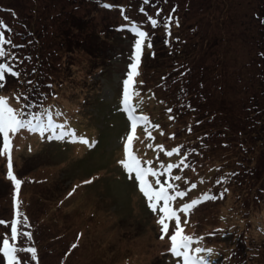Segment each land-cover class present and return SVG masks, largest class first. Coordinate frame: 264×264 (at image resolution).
Returning <instances> with one entry per match:
<instances>
[{
    "label": "rangeland",
    "instance_id": "1",
    "mask_svg": "<svg viewBox=\"0 0 264 264\" xmlns=\"http://www.w3.org/2000/svg\"><path fill=\"white\" fill-rule=\"evenodd\" d=\"M213 3L219 4L216 16L207 12L203 0H140L134 9L140 12L136 28L146 30L148 36L142 50L139 74L134 77L132 86L138 95L132 97L131 103L139 115L149 118L147 127L152 136L146 135L145 125L142 124L137 129L132 149L141 160H153L152 167H159L161 162L165 166L178 163L181 156L188 153L186 162L190 167L183 171L172 169V175L181 176V180L171 182L179 186L178 190L187 192L185 197L176 198L174 206L188 203L205 192L215 197L195 205L187 215L189 222L184 226V233L203 237L200 242L193 240V248L215 249L219 256L212 255V264H223V260L235 264L234 255L226 253L225 247L251 243L257 246L258 252L262 251L258 261L253 262V257L246 252V255L239 252L235 261L243 259L247 264H264V234L261 233L264 229V200L257 202L258 205L249 204L248 201L240 205L246 193L237 199L235 194L239 189L231 186L230 177L219 174L211 176L210 166L200 163L197 157L199 152L191 150L194 148L187 145L183 136L179 137L183 126L177 124L173 113L178 110L169 107V99H172L174 91L167 82L173 73L166 74V78L162 79L165 71H160L170 65L168 54L158 43L155 44L154 54H148L147 42L155 37L156 32L153 27L148 29L145 22H150L149 16L157 20L159 12L165 15L171 13L173 18L177 16L182 25L175 35L188 41L204 40L206 31L211 38H216L212 33L216 36L227 31L225 37L233 36L238 40L244 28L249 26L254 27L253 31L257 33V23L252 15L253 12L262 14L260 8L263 0H215ZM99 8L92 4V0H85L84 4L82 0H0V20L4 22L0 24V33L3 34L0 49L5 52L0 57V63L9 64L14 70L21 65L34 67L39 63L38 69L31 71L36 74L29 76L32 82L35 80L36 89L25 91L27 87H20L23 89V99L35 91L34 103L39 106L30 109L28 104L24 110L21 109L14 95L20 92L11 91L19 87V78L8 73L4 86L0 88V96L9 97V104L13 108H20L25 119L31 120L33 116L39 117L42 112H49L55 124L64 126L63 129H49L43 134L27 128L15 135L10 133L12 171L21 185L17 193L15 185L6 176V155H0V219L9 222L13 219V197L16 195L24 211L19 212L27 216V224H24L21 216L18 231L29 230L32 239L29 241L27 237L18 235L17 240L12 242L9 223L8 226L0 225V246L5 234L9 236L10 243H15L17 247L34 246L39 264H177L178 260L183 264L182 258L168 252L170 240L167 235L165 239H160V226L157 224L159 212L153 213L139 190L138 182L129 178L118 163L124 159L122 144L126 133L130 132V121L121 111L125 107L122 103V82L132 62L137 36L132 30L131 16L124 14L128 18L131 36L115 34V39L98 43L97 40L101 38L97 32L103 36V24L107 23V19H116L115 15ZM204 12H207L206 16ZM73 17L87 20L83 26L87 37L78 33L79 37H86V45L95 44L109 50L105 61H101L103 56L99 57L100 60L93 59L94 54L84 50L79 45L81 42L67 39L65 35H71ZM242 23L246 25L241 27ZM252 27L248 29L252 31ZM210 28H213L212 31ZM9 40L11 43H7ZM240 45L245 47V43ZM205 49L203 54L206 53ZM240 52L245 55L248 49H240ZM169 108L172 110L170 113L166 111ZM170 116L174 119H170ZM39 119L46 127L47 116ZM64 129L67 137H63ZM170 134H175V137L172 138ZM192 135L188 137H194ZM80 136L86 137L90 144L80 142ZM150 144L153 147L149 148ZM157 144L163 145V150L155 149ZM175 146H182L181 151L171 157L166 156L165 151ZM221 177L224 179L217 184L216 180ZM148 179L155 187V178L149 176ZM191 183L196 184V188L189 190ZM69 192L72 194L69 195ZM219 214L224 216L221 218L224 220L217 219ZM181 219L183 222L184 214H181ZM232 223L239 230L225 228L226 224ZM250 224L263 229L260 233H247L245 227ZM242 228L244 231L239 234ZM209 232L220 235L224 241L216 238L212 239L214 241L208 240L205 236ZM73 243L77 244L74 249L71 248ZM65 252L68 254L65 255ZM203 254L207 256V253L199 255ZM18 256L22 262L27 260L28 264H35L30 260L29 253L20 252ZM0 264H4L2 259Z\"/></svg>",
    "mask_w": 264,
    "mask_h": 264
},
{
    "label": "trees",
    "instance_id": "2",
    "mask_svg": "<svg viewBox=\"0 0 264 264\" xmlns=\"http://www.w3.org/2000/svg\"><path fill=\"white\" fill-rule=\"evenodd\" d=\"M139 1L92 0V4L97 5L100 7L99 9L108 14L115 15L116 18L107 19L108 24H103V36L97 32V36L101 38V40L99 39L100 42L97 40L98 43L115 39V34L117 36H131L129 33L131 29L129 30L124 14L131 16L132 26L136 27L139 24L137 16L140 12L138 10L134 11V9ZM203 1L206 3L205 8H208L207 12H211V16L213 14L216 16L215 13L219 4H214L215 0L210 1L211 3L209 0ZM84 3L85 0H82V4ZM109 4L111 7L106 6ZM224 6H227V4H224ZM149 8H153L151 4H149ZM260 9L262 14L253 12L252 15L257 23V33L255 34L253 31L254 27L251 26L252 31L248 29L251 28L250 26L246 27L238 40L233 36L225 37L227 31L224 34H216V36L212 33V36L216 38H211L206 31L202 41L182 39L179 35H175V31L182 24L178 21L177 16L173 18L171 13L165 15L159 12L157 15L158 23L155 27L151 26L150 22H145L148 29L153 27L156 32L155 37L150 40L151 47L148 54H154L155 44L158 43L159 46L164 47V51L168 54L167 59L170 60V65L160 71H165L162 79L166 78V74L173 73V75H169L170 79L167 82L168 86H171L174 91L171 95L172 99H169V107L178 110L173 113L177 118V124L183 126L182 131L179 130V137L183 136L187 145L194 148L191 150L199 152L200 156L197 155V157L200 158V163L210 166L209 173L211 176L219 174L220 176L227 175L230 177L231 186L235 187V190L239 189L235 194L237 199L245 196L246 193L240 205L246 201L250 202L249 204L258 205L257 202L260 203L264 200V0ZM207 12H204L203 15L206 16ZM174 14L176 15L175 12ZM169 16L172 17L171 20L167 19ZM76 19L72 18L70 23L71 35L66 34L67 39L81 42L79 45L84 50H90V54H94L93 59L100 60L99 57L103 56L101 61H105L109 50L95 44L86 45L87 36L83 26L87 20ZM165 25H167V28ZM178 25L180 26L178 27ZM245 25L242 23L241 27ZM210 29L212 31L213 28ZM79 32L80 35L86 37H79ZM231 34L235 35V32ZM109 35L110 38L107 39ZM233 42H235L234 45ZM241 43H245V47L241 46ZM205 47L206 53L203 54L202 51ZM240 49L242 51L248 49V52L242 55ZM186 50H188L187 53H185ZM177 56L179 57L177 58ZM38 64L34 67H26L25 65L15 67L21 75L19 77V87L11 90L13 93H17V91L22 93L23 89H20L22 86L27 87L24 89L25 91L29 88L36 89L34 86L35 80L31 85L27 81H32L29 76L36 74H32L31 71L33 68L38 69ZM28 65L31 64L28 63ZM257 66H261V68ZM256 70H261V72H256ZM34 94L35 91L28 94L26 99H23V96L21 97L19 105L22 110L28 104H30V109L38 108L39 104L34 103L36 100L33 97ZM50 98L51 96H49ZM48 113L42 112L39 118L43 115L47 116ZM141 125L140 123L137 129ZM189 127L191 131L188 130ZM136 130L134 138L138 133V130ZM62 133L63 137L68 136L66 129ZM189 135L194 137H188ZM0 141L2 142L1 137ZM133 143L135 144V142ZM198 177L202 180L200 176ZM175 204L173 203V207H175ZM18 210L24 212L22 202L18 203ZM223 217L219 214L217 219L222 221L224 220L221 219ZM252 224L245 227L247 233L251 231L260 233V230L263 229L259 225L254 226ZM225 228L239 230L235 223L226 224ZM243 231L242 228L239 234ZM210 233H207L205 238H208V240L216 238L218 241H224L220 235H209ZM261 233L264 234V229ZM208 246L213 247L212 244H208ZM225 248L226 253L234 255L235 264H247L243 259L235 261L238 260L239 252H243L245 255L247 253L250 257H253V262L258 261L262 255V251L258 252L257 246L255 247L251 243L246 246L234 244ZM214 250L211 256H219ZM64 254L66 255L68 252ZM223 264H231V261L223 260Z\"/></svg>",
    "mask_w": 264,
    "mask_h": 264
},
{
    "label": "snow or ice",
    "instance_id": "3",
    "mask_svg": "<svg viewBox=\"0 0 264 264\" xmlns=\"http://www.w3.org/2000/svg\"><path fill=\"white\" fill-rule=\"evenodd\" d=\"M106 6L111 7L110 4ZM141 11H143V9H141ZM125 19L128 18L125 16ZM167 19L171 20L172 17L169 16ZM148 20L150 21L153 27H155L158 23V21L152 16H149ZM3 23L4 22L0 20V24ZM4 26L7 27V25ZM165 27L167 28V25H165ZM132 30L136 33L137 38L134 43V51L131 55L132 62L128 65L129 71L126 74V78L122 82V103L124 104L125 111L128 114V119L130 121L132 131L127 134L123 145L124 159L119 160L118 163L122 165L126 173L129 174V178H134L135 181L138 182L139 190L143 193L144 197H146L148 207L153 211V213H157V211L159 212L157 224L160 226V239H165V236L167 235V238L170 240V247L168 248V252H170L174 257L182 258L183 264H212L211 254L213 253V249L208 247L193 248V240L195 239L197 242H200L203 240V237H193L192 235L185 234L184 226L188 224L189 221L187 219V215L195 205L201 203L203 200L215 199V197L210 196L208 192H205L201 195V197L194 198L188 203H182L179 205V207H173V202L176 200V198L185 197L187 195V192L178 190L179 186L171 182L173 180H181V176L172 175V169L179 168L181 171H183L184 168H189L190 165L186 162L188 153L185 152L183 156H181L178 163H168L165 166L161 162L159 167H152L153 160H141V158L138 157L132 149L135 130L137 128L138 123L145 125L144 130L147 136H152L151 132L148 131L147 127L150 124L149 118L144 115H135V109L133 108L131 103L132 97L138 95L136 91L132 88V86L135 83L134 77L139 74V65L141 61L142 50L148 33L136 27H133ZM0 42H3L2 33H0ZM7 43H11V40L7 41ZM147 46L149 48L151 47V41L147 42ZM4 55L5 52L0 49V57H3ZM33 71H35V69H33ZM6 73L11 74L13 77L16 78H19L21 75L19 71L14 70L13 67H11L9 64L0 63V88L4 86ZM27 83L31 85L32 81H27ZM140 83L142 84L143 81H140ZM14 95L15 99L19 101L23 96V93ZM166 111L170 113L172 110L169 108L166 109ZM169 118L174 119V117L171 116ZM63 127V125H58L53 122L51 113L47 114L46 127L40 123V119L38 116H33L31 120L25 119L24 112L20 108H13L9 104V97L0 96V136H2V147H0V155H6V176L15 185L17 193L21 185V181L16 178L12 171V135H15L21 129L25 128L30 131L39 130L41 134H43L49 129H63ZM152 127L159 128L160 126L152 125ZM188 130L191 131V128L189 127ZM10 133L12 135H10ZM161 134H163V132H161ZM170 135L172 138L175 137V134ZM78 139L84 144H90V141L86 137L80 136L78 137ZM148 147L151 148L153 146L150 144L148 145ZM163 147V145H155V149L157 150H163ZM181 147L182 146H175L171 148V150H166L165 155L171 157L173 154L179 153L181 151ZM156 159L158 160L159 157L157 156ZM133 173L134 177L132 176ZM164 174L167 175L165 176ZM149 176L155 178V187L153 186V183L149 181ZM223 179L224 177L217 179L216 183L220 184ZM89 182L90 181H84V183ZM185 182L187 183L186 178ZM194 188H196V184H189V190ZM170 189L172 191H170ZM73 191H75V188L73 189ZM71 194L72 192H69V195ZM18 203L19 201L17 199V196L14 195L13 208L15 211V215L10 222L0 219V225L8 226L10 223V233L12 242H15L17 240L18 235H23L24 237H27L29 241H31L32 233L30 231H18V224L21 222L20 218L22 216V214L18 210ZM181 214H184L185 216L183 222L181 219ZM22 220L24 224H27V216H22ZM169 222H173V224L170 225ZM209 235H215V233L213 232ZM76 247V243H73L71 245L72 249ZM20 252L29 253L30 260L35 262V264H39L36 247H17L15 243H10L9 236L5 234L2 238V246H0V253H2V257H0V259L3 260L4 264H28L27 260L23 262L20 260L18 256V253ZM200 253H208L209 255H199ZM177 264H180L179 260L177 261Z\"/></svg>",
    "mask_w": 264,
    "mask_h": 264
}]
</instances>
